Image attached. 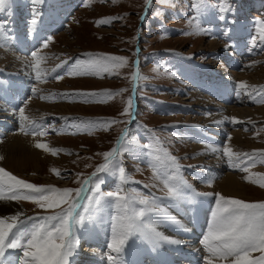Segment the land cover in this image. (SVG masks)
<instances>
[{"label":"rangeland","instance_id":"rangeland-1","mask_svg":"<svg viewBox=\"0 0 264 264\" xmlns=\"http://www.w3.org/2000/svg\"><path fill=\"white\" fill-rule=\"evenodd\" d=\"M192 3L193 0H151L150 7H145L144 0H116L115 3L112 0H44L43 4L35 6L44 14L43 23L38 25L40 35L35 46L36 33L28 36L31 39L24 37L33 5L29 0H10L4 11L0 12V21H9L7 28L14 38L0 44V77L3 79L0 86H5L3 91L6 86H28L27 82H14L17 81L16 76H22L30 81L29 93L35 87L37 94H27L22 102H19L18 93L2 95L3 99L10 97L14 100L18 97V104L14 107L16 113L8 120L6 114L9 108L4 102L2 105L3 100H0V121H10L11 124L5 130V134L8 133L6 137L0 134V157L3 156V147L12 138L20 137L28 140L29 148L38 154L33 162L40 163V166L37 165L40 170H36L32 163L26 173L21 174L6 168L2 160L0 167L18 179L37 186L76 189L79 187L77 174H82L80 179L91 175L104 162L97 153L110 151L126 130L125 149L117 159L122 161L130 183L124 186L121 194L135 192L158 198L160 207L173 217V221L150 213L144 218V223L154 225L157 231L171 239L179 237L185 229L190 232L200 229L195 245L201 251L200 255L205 256L207 254L200 242L207 234L212 211L216 207L215 193L248 203H264V187H260V183L264 182V163H261L264 157L260 155L264 154V92L261 91L264 89V45L260 44L259 25L255 23L264 19V0H229L235 11L228 13V19L235 22L220 21L216 18L217 13L212 11L202 20V27L206 29L203 34H192L188 23L195 14L191 10ZM211 3L214 8L217 6L216 0H211ZM102 19H108L110 23L98 24ZM19 27L24 32L19 31ZM20 32L24 35H19ZM47 37L52 39L48 47L43 48L42 42ZM253 37L256 38L257 47L250 50ZM16 38H23L20 48H24V51L18 50L17 43L13 49ZM237 41L243 43V49L237 54L239 64L232 62ZM33 45L35 48H29ZM138 48L139 52L136 51ZM33 50L48 57L40 62L42 82L35 79L36 70L28 66L32 62L30 53ZM86 54L125 57L128 63L111 74L68 76L69 66L77 60H88ZM136 57L143 78L137 82L136 105L134 111L133 107L131 109L134 119L130 123H122L129 120L121 113L127 106V99H133L131 77ZM61 60L68 63L54 74L63 75L64 79H52L49 74ZM19 70L22 74L17 75ZM212 70L223 71L229 79L220 84L212 82L215 81ZM4 73L14 81L7 82ZM241 83L247 86L246 89L239 87ZM212 86L215 90L211 88L210 91ZM121 89L126 91L116 95ZM221 94L227 102L218 99L222 97ZM41 96L45 99H41ZM23 102L27 104L25 115L35 122L28 125L26 130H44L48 126L47 135H25L20 131L18 107H23ZM217 104H220L218 108L222 112L226 111L227 118L224 115L221 119L217 117L221 113L214 108ZM60 106L69 109L62 110ZM243 111H251L253 118L233 123L235 114ZM85 121H92L93 124L85 126L82 123ZM73 124L75 126H70ZM53 128L58 131H53ZM221 128L224 130L221 131ZM150 130H154L159 137V144ZM234 133L241 134V142L234 143ZM229 136L230 140L227 139ZM36 143L47 145L49 150L36 148ZM144 144L151 146L144 149ZM206 145H212L209 155L204 152ZM223 146L231 147L233 152L257 153L255 165L251 156H241L238 166L230 167L227 158H221ZM54 148L60 149L55 155L51 152ZM165 151L177 158L180 165L178 173L164 155ZM245 163L248 165L246 172L240 170ZM52 169L58 170L61 176L58 177ZM154 169L158 173L166 169L169 175H177L176 182L182 193L179 198L173 201L164 197L166 190H162L163 185L153 176ZM227 176L234 177L247 188L246 198L233 197L221 191L220 185ZM209 177L211 186L205 182ZM98 178L104 181L101 185L103 192L116 191L118 179H114L112 174L101 173ZM153 184L156 187H152ZM197 192L213 195L197 196L198 199L190 195ZM84 195H94L91 185ZM6 201L10 200L0 201V204ZM13 202L21 205L19 208L24 214L21 218L33 217L36 222L44 215L61 211L59 208L40 209L29 201ZM94 207L98 206H93L90 199L85 198L77 212L87 218ZM130 207L139 209L142 206L133 204ZM4 216L0 211V217ZM115 216H118V211L114 206L105 207L91 222L86 219L83 226L76 227L74 231L80 244L70 264H109L106 245L111 237L112 217ZM31 223L29 221V225ZM99 226L103 229L101 237L94 234ZM96 237L100 240H96ZM135 240L138 245H133L140 252H146L144 248L148 247V242ZM187 247L184 244L181 249L188 250ZM8 251L18 254L17 250ZM260 255L255 252L252 258H259Z\"/></svg>","mask_w":264,"mask_h":264},{"label":"snow or ice","instance_id":"snow-or-ice-1","mask_svg":"<svg viewBox=\"0 0 264 264\" xmlns=\"http://www.w3.org/2000/svg\"><path fill=\"white\" fill-rule=\"evenodd\" d=\"M10 0H0V12H3L5 6ZM33 5L30 14L29 28L25 34V39L32 33L38 32V25L43 23V12L35 7L43 4L44 0H29ZM113 3L116 0H112ZM151 0H144V6L150 7ZM216 7H212L211 0H193L191 10L195 13L189 18L188 23L192 29V34H203L206 29L202 27L203 18L211 15L212 11L217 13L216 18L220 21L234 23L229 21L228 13H234L235 9L230 5L229 0H216ZM195 21V23H193ZM9 21H0V44L6 41H11L14 38L8 31L7 25ZM98 24H108V19H102ZM259 25L258 36L260 44L264 45V19L255 22ZM228 30H226L227 32ZM51 37H47L42 42V47L47 48ZM20 43L18 38L15 39L12 47L15 49V44ZM257 47L256 38H252V47L250 50H255ZM32 62L28 64L36 70L35 79L42 82L40 72V62L48 59L46 56H41L38 51L33 50L31 53ZM89 59L86 61L77 60L75 64L70 65L67 70L68 76H98L101 73H113L114 70L126 66L128 61L125 57L111 56L107 54H86ZM56 59H60L56 57ZM67 60H61L55 66L52 73L49 75L52 79L62 80L63 75L54 74L58 69L67 64ZM139 70L133 72L132 91L135 92L137 82L142 79ZM241 89H246V85L241 83ZM125 89H121L116 95H121ZM264 92V89H261ZM33 95L37 94V88L31 89ZM112 95V93H108ZM41 99L45 97L41 96ZM3 96L0 95V100ZM10 103V101H9ZM23 107H18L20 131L25 135H47V127L44 130L33 129L27 131L28 125L35 122L30 120L25 115L26 102H23ZM133 99H127V106L123 109L121 115L129 117L128 121L122 123H130L134 113L131 111L133 107ZM232 122L236 123L235 118ZM85 126L93 124L92 121L82 122ZM111 123H115L112 121ZM219 124L220 122H216ZM70 126H75L70 125ZM53 131H58L53 128ZM157 144L160 143L159 137L156 136L154 130H150ZM127 131L121 133V137L117 139L116 146L110 151L97 153L103 157V163L98 165L91 175L80 179L82 174H77V183L79 187L76 189L65 188L60 189L52 186H37L33 183L26 182L23 179H18L15 175L0 167V201L5 199L10 201H29L35 204L40 209H61V211L53 215H44L39 218V222L33 217H24L22 212H16L12 215L0 217V264H70L78 251L80 239L75 235L76 227L83 226L86 219L91 222L97 213H100L102 208L114 206L118 211V216L112 217L113 223L111 227V237L106 245L107 261L109 264H124L123 257L126 252V247L129 242L135 243V239L147 241L153 249H158L161 244L167 243L170 245H180L182 242L179 239H171L163 233L156 230L155 226L149 223H144V218L150 213H157L168 221H173L167 211L160 207L158 198L151 194L144 195L141 193L129 192L121 194L124 191V186L130 181L126 177V169L122 161L117 159L125 149V138ZM231 139V137H227ZM151 145L144 144L142 148L147 149ZM35 147L49 150L47 145L36 143ZM60 149H51L53 155L59 152ZM164 155L168 157L171 164L175 166L177 173L179 172V163L175 156H171L167 151ZM264 157V154H260ZM241 156L252 157V164L255 165L257 153H238L233 152V149L228 146H223L222 157L227 158V163L230 167L238 166ZM3 160V157H0ZM261 163H264V158H261ZM90 166V165H89ZM248 171V165L240 169ZM58 176L61 173L52 169ZM112 174L114 179H118L116 191L103 192L101 185L104 183L98 178V174ZM153 176L163 185L164 197L175 201L182 193L177 181V175H169L167 170L158 173L155 169ZM161 176L164 178L161 179ZM206 183L211 186V178H207ZM92 186L94 195L86 197L84 193ZM152 187H156L155 184ZM191 188V186H188ZM260 187H264V182L260 183ZM194 191V190H193ZM5 192L7 195H5ZM196 196L209 197L213 193H195ZM216 207L212 211V218L208 224L207 234L203 236L201 245L203 251L207 254L202 256L203 264H264V203H248L240 199L225 197L221 193H215ZM90 199L94 207L89 211L88 217L76 211L79 206L80 199ZM133 204H139L142 207L136 209L130 207ZM67 205L66 208H62ZM29 221L32 223L29 225ZM185 231H187L185 229ZM9 249L17 250L18 254L9 252ZM259 252V258H252V254ZM22 254V255H20Z\"/></svg>","mask_w":264,"mask_h":264},{"label":"bare ground","instance_id":"bare-ground-1","mask_svg":"<svg viewBox=\"0 0 264 264\" xmlns=\"http://www.w3.org/2000/svg\"><path fill=\"white\" fill-rule=\"evenodd\" d=\"M256 15H254V16H256ZM18 40L20 41V43H17V45H18V48H20V45L23 43L24 40H23V38H18ZM35 45H36V43H35ZM32 47H35V46L33 45ZM234 48H236V54H235V57L233 58V61L232 62L233 63H238V60L237 59L239 57H238L237 54H238V52L240 50L243 49V43L237 41V44H236V46H234ZM246 54H249V53H246ZM21 56L22 55H20L19 57H21ZM15 59H18V58H15ZM15 61H14V63H15ZM11 82H13V81H11ZM26 82H28V81H26ZM216 83H218V82H216ZM18 86H20V85L18 84ZM11 87L14 88V85H12ZM213 90H215V88H213ZM10 95H8V96H10ZM17 95H18V97L20 96L19 94H17ZM17 98L13 100L10 97H6L5 98L6 100L4 99V105H7L8 108H9V112L6 114V117H7L8 120L12 119L11 117L16 113L14 111V109H13V103L14 102H17ZM18 99L21 100L22 99V96H20ZM9 101H10V103H9ZM221 103H224V102L221 101ZM219 105L220 104H217V106H214L215 110L216 109H219V110L221 109V108H218V107H220ZM226 105H228V104H226ZM60 107H61L62 110H64V109L65 110H68L69 109L68 107H63V106H60ZM73 108H79V107H73ZM220 112L221 113L218 112L219 113V115L217 116L218 118L222 117L223 115H224L225 118L228 117V115H226V113H225L226 111L222 112L220 110ZM262 113H264V111ZM251 117L253 118V113L251 111H243L242 113H239L237 115L235 114V118H236L237 121L249 120V118L252 119ZM0 123L3 124V125H5L6 127H8V125H10V121L8 123V122H5V120H2V121H0ZM0 132L3 134L1 136H5L6 137L8 135V133L5 134L6 131L4 129H3V131L0 130ZM242 135H244V134H242ZM213 136H215V135H213ZM212 139H215V137H212ZM242 139H243V137L241 136L240 133H234L233 134L234 143H239V142H241ZM27 141L28 140L22 139L20 137H15V138H12L3 147L4 149H3V152H2L3 153V156H2L3 157L2 164L6 168H8L9 170L14 171V172H19L21 174H25L27 168L32 163H34L33 161L35 160V157L38 156V154L36 152H34L32 149L29 148ZM211 146L212 145H206L204 147V150H205L204 152L207 155H209V153L211 151L210 150V148H212ZM39 158H40V156H39ZM37 165L40 166V163L39 162H36V164L34 163V168L39 171L40 170L39 169L40 167L37 166ZM220 189L225 194L230 195V196H233V197H242V198H246L247 197L246 196V193H245V191L247 190V188L244 187L239 182H237L235 180V178L232 177V176H227L222 181V183L220 185ZM207 200H208V198H207ZM19 206H21V205L16 204L13 201H9V202L6 201L3 204H0V211H3V215H5V216L12 215V214H15L16 212H21V208H19ZM102 233H103V229L99 226L97 228V230L95 231L94 234H96V236L97 235L100 236V234H102ZM198 235H199V232H198V230L196 231L195 229H194L193 232L183 231L180 234L179 237H174L173 238V239H179L182 242L180 245H170V244L165 243L164 245L161 244V246L158 249H153L151 247V245L148 243V244H146V245H148V247L144 248V251H146V252H140L138 250V247H136V246L133 245V244H135V245H138V244L131 243L128 246V248H127V250L125 252V255L123 257L124 264H141L142 261H143V256L145 255V253H147V251L148 252H153V251L156 252L155 254L157 255V259L159 260L160 264H175L174 259H177V258H179V261L180 260H183V261H181V263H183L184 260H188L190 258H192V260H190L191 261L190 264L192 263V261H200L202 263V258H201L202 255H200V252L201 251L195 245V243L197 241V238H198ZM97 239H99V237H96V240ZM184 244L188 245V247H189V248L187 247L188 250L181 249V246H183ZM172 252H174V253H172ZM197 255H198V257H197ZM193 256H196V258H193Z\"/></svg>","mask_w":264,"mask_h":264},{"label":"water","instance_id":"water-1","mask_svg":"<svg viewBox=\"0 0 264 264\" xmlns=\"http://www.w3.org/2000/svg\"><path fill=\"white\" fill-rule=\"evenodd\" d=\"M134 71H136L138 68H137V58L134 60ZM133 93V97H134V92L132 91ZM116 146V145H115Z\"/></svg>","mask_w":264,"mask_h":264}]
</instances>
